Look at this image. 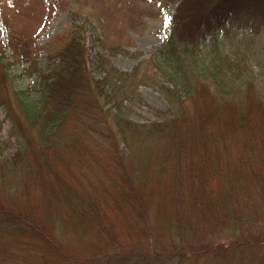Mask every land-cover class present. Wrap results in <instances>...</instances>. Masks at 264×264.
I'll return each mask as SVG.
<instances>
[{"label":"trees","instance_id":"obj_1","mask_svg":"<svg viewBox=\"0 0 264 264\" xmlns=\"http://www.w3.org/2000/svg\"><path fill=\"white\" fill-rule=\"evenodd\" d=\"M263 7L179 0L150 73L140 72L146 59L126 71L100 57L92 77L83 26L74 25L59 64L35 69L38 95L34 83L15 84L0 56V114L17 144L7 151L0 118V264H264V93L223 49L211 58L204 50L234 21L264 29ZM185 28L208 42L190 41ZM139 84L165 100L158 119L129 117L124 101ZM120 208L127 218H112ZM77 233L84 251L70 247ZM14 236L24 260H10Z\"/></svg>","mask_w":264,"mask_h":264},{"label":"rangeland","instance_id":"obj_2","mask_svg":"<svg viewBox=\"0 0 264 264\" xmlns=\"http://www.w3.org/2000/svg\"><path fill=\"white\" fill-rule=\"evenodd\" d=\"M178 2L179 0H0V56L6 63L7 71L16 75L15 84L27 87L34 83L35 87L32 86L30 91L38 95L36 89L40 79L35 69H40L44 75L49 68L56 67L59 64L58 53L65 38L70 35L74 25H81L87 47L88 69L92 77H97L100 57L104 58L107 68L111 66L126 71L133 69L138 61L146 59L139 65L140 72H154L151 53L166 35ZM243 16L246 18L244 14ZM229 24L228 28L218 31L215 43H206L208 41L204 40L210 34L186 28L185 32L190 41L198 42L201 46L203 42L207 44L204 50L208 57L211 58L212 50L223 49L222 54L229 55L230 61L237 62L238 66L244 65L249 75L260 80L257 91L264 93V29L250 33V23L246 22V26L240 29L236 21ZM247 42L248 48L245 47ZM24 69H27L25 74ZM186 69L190 71V68ZM3 72L6 73L3 65H0V73ZM51 102L55 103L54 99ZM124 102L131 110L129 117L139 122L158 119V112L166 107L165 100L158 92L144 84H139L136 99ZM0 118H3V114H0ZM10 122L9 118H3L1 135L3 139L10 141L7 151L11 152L16 149L17 144L9 136ZM73 122L72 118H68L65 125H72ZM136 141L138 138L131 137V142ZM153 144V148L160 153L161 142ZM121 149L129 151L126 146H121ZM120 209L113 212L112 218H127L126 215L119 214L124 212L123 208ZM82 223L91 225L87 219ZM7 232L10 235L13 233ZM86 237L94 238L92 234H87ZM72 238L71 248L84 251L89 247L83 234H74ZM11 239L13 247H9V254L14 257L10 260L15 257L24 260L26 254L23 246L18 245L15 236ZM2 246L0 243V261L6 259ZM209 260L195 258L193 264H217L216 261ZM235 261L237 260L230 259L227 262L232 264Z\"/></svg>","mask_w":264,"mask_h":264}]
</instances>
